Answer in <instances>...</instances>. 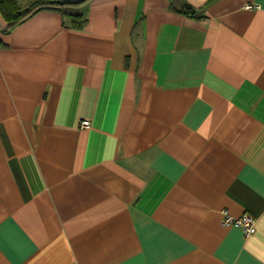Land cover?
Listing matches in <instances>:
<instances>
[{"label":"crops","instance_id":"crops-1","mask_svg":"<svg viewBox=\"0 0 264 264\" xmlns=\"http://www.w3.org/2000/svg\"><path fill=\"white\" fill-rule=\"evenodd\" d=\"M79 4L0 14V264H264V0Z\"/></svg>","mask_w":264,"mask_h":264},{"label":"trees","instance_id":"trees-1","mask_svg":"<svg viewBox=\"0 0 264 264\" xmlns=\"http://www.w3.org/2000/svg\"><path fill=\"white\" fill-rule=\"evenodd\" d=\"M80 4H63L54 0H30L27 5L21 6L17 0H0V14L6 21L3 32L9 31L18 23L24 21L34 13L44 9L59 10L68 18L69 25L81 29L86 22L84 13L79 9ZM183 13L194 15V9L189 5H183L180 9Z\"/></svg>","mask_w":264,"mask_h":264},{"label":"built area","instance_id":"built-area-1","mask_svg":"<svg viewBox=\"0 0 264 264\" xmlns=\"http://www.w3.org/2000/svg\"><path fill=\"white\" fill-rule=\"evenodd\" d=\"M252 5L246 4L245 7L249 8ZM83 127L89 126L88 120L81 122ZM222 223L224 225H234L240 227L245 235H249L255 231V218L248 213H245L239 217H233L226 210H223Z\"/></svg>","mask_w":264,"mask_h":264},{"label":"water","instance_id":"water-1","mask_svg":"<svg viewBox=\"0 0 264 264\" xmlns=\"http://www.w3.org/2000/svg\"><path fill=\"white\" fill-rule=\"evenodd\" d=\"M54 1L63 4H79L84 2L85 0H54Z\"/></svg>","mask_w":264,"mask_h":264}]
</instances>
